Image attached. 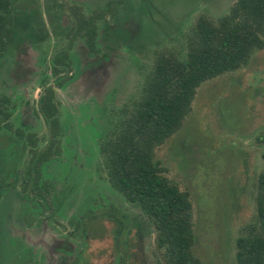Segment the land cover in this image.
Wrapping results in <instances>:
<instances>
[{
  "label": "rangeland",
  "instance_id": "1",
  "mask_svg": "<svg viewBox=\"0 0 264 264\" xmlns=\"http://www.w3.org/2000/svg\"><path fill=\"white\" fill-rule=\"evenodd\" d=\"M12 1L8 39L13 49L0 57V93L18 94V101L24 99L22 94L29 98L28 105L18 104L14 117L18 119L34 105L39 133L48 130L35 103L40 79L46 73L47 82H52L53 55L61 48L70 49L72 69L63 89L57 90L67 161L52 163L51 177L66 179L58 188L74 187L71 201L81 210L75 216L79 231H84L88 216L97 208L85 207L83 202L91 196L105 205L93 218L102 230L87 243L93 264H158L155 226L137 204L126 201L107 181L99 146L122 107L141 93L156 54L166 48L184 52L196 18L204 14L217 20L234 0L87 1L85 9L91 14L107 8L106 18L98 20L99 50L94 54H89L84 37L70 39L56 29L62 6L58 0ZM67 15L63 21L72 24L73 17ZM110 23L119 26L108 28ZM15 44L19 46L14 48ZM156 155L167 176L190 193L195 252L202 264H233L240 229L256 216L257 176L264 170V49L255 51L246 66L203 82L182 127ZM69 205L70 201L64 203L60 211L64 213ZM10 207L7 200L0 203V264H39L37 251L19 233L24 227L19 213L14 214L11 229L7 227ZM121 222L124 233L118 244L116 230ZM44 223L27 231L31 243L56 242L53 222L45 219ZM71 243L80 249L83 241L71 239Z\"/></svg>",
  "mask_w": 264,
  "mask_h": 264
},
{
  "label": "trees",
  "instance_id": "2",
  "mask_svg": "<svg viewBox=\"0 0 264 264\" xmlns=\"http://www.w3.org/2000/svg\"><path fill=\"white\" fill-rule=\"evenodd\" d=\"M11 6L12 0H0V57L9 46ZM100 19H105L104 10L90 16L77 14L73 28L85 37L92 52L99 50ZM262 49L264 0H234L217 20L199 15L186 36L184 52L166 48L156 54L141 93L122 107L101 144L111 184L139 205L155 226L158 264H202V260L195 252L190 193L167 176L156 150L182 127L203 82L246 66L253 53ZM67 57L65 50L53 59L56 75L70 68ZM39 102L42 113L56 125L58 107L52 86L45 87ZM255 201V218L241 227L235 240L233 264H264V170L257 176Z\"/></svg>",
  "mask_w": 264,
  "mask_h": 264
},
{
  "label": "flooded vegetation",
  "instance_id": "3",
  "mask_svg": "<svg viewBox=\"0 0 264 264\" xmlns=\"http://www.w3.org/2000/svg\"><path fill=\"white\" fill-rule=\"evenodd\" d=\"M58 1V5L61 4L62 6L58 18L59 25H55V27H57L56 29H58L59 31H63L66 35L69 36L70 39H73L77 36H82L80 34H76L74 31L76 16L77 14L81 13L83 16L91 15V12L85 9V6L88 5V2H90V0H80V2L76 0L74 1V3L71 2V4L69 3V0ZM99 6L102 5L99 3ZM11 9H13V1ZM102 10L106 11L107 8H99V10H97L96 12ZM67 14L70 15L69 17H73L71 19L73 20L72 24H68L63 21L64 16ZM11 19L13 22L12 12ZM100 20L102 21L104 19ZM98 25H100L99 22ZM111 25H118V23H110V27ZM9 35L10 34L8 32V38ZM10 43L11 42L9 41V52L13 49ZM15 45L16 46H14V48H17L19 46L18 44ZM65 50H68V57L66 58V60L70 61V68L64 69L56 75L52 68L53 66H51V68L49 69V73L54 75L55 78L52 82L49 83L47 82L48 75L46 73L42 75L40 79L42 87L40 86L41 89H39L37 98L35 100V103L38 106V110L41 113V116L44 118V122L48 125L47 131L41 133L37 132L38 130L35 128V118H37L38 116H36L37 112H35L34 105L31 106L27 111L25 110V114H22L20 117H18V119L17 117H14V114L17 111L16 108L18 107V104L21 106L23 102H25L26 105L30 103L28 97L22 94L20 97H23L24 99H20L18 101V94H14V96L12 97L0 93V99L2 101L0 105V203L7 200L9 201L11 206L8 213L9 215L7 216V227L10 228V224L14 223V214L19 213L21 215L19 216V218H21L24 222V225H22L24 227L20 229L19 233L22 238L26 242H28L30 247L37 251L36 258H38L39 264H93L92 254L88 248L89 245L87 243L90 237H93V235L94 237L97 236L102 230L101 224L95 225L97 222L93 218L96 217L98 211L104 209L105 205L98 202L91 196L88 198V200L83 202L85 204V207L94 205L97 208L93 216H88L84 231H79L81 226L76 221L75 216L76 213L81 210H78L76 208V205H74L71 201V194H75L74 187H72L70 184H67L64 185L62 189L58 188L60 182H65L66 179L63 177L60 179L61 181H55L52 180L51 177L52 163L67 161V158L64 156V149L66 148L64 136L66 130L63 129V125L60 119V103L57 97V90L63 89L64 83L67 80V73H70L72 69L69 47H64L60 50H57L51 59V63L53 65V59ZM92 53L94 54L97 52H92L89 47V54ZM19 82L23 85L25 83L22 82L21 77ZM58 82H60L61 84H59ZM46 86H52L55 91L56 103L58 107V112L54 116L58 121L56 125L52 123V118L43 114L40 109L39 99L40 96L44 93ZM24 89L26 90V88ZM1 108L3 109L2 111L4 112V114L1 113ZM5 112L7 113V115L5 114ZM101 144L99 146L100 151L105 158V154L103 153ZM11 162H13V167L11 166ZM104 166L106 169L107 181L111 184L108 178L105 161ZM111 186L114 188L112 184ZM123 198L128 201L124 196ZM69 201L70 205L68 206V209L63 211L64 213H62L60 211L62 205H64V203L66 205ZM68 212L69 215H67ZM87 213H89V211ZM45 219L49 220V222H53L51 223L53 231L52 237L54 240H56V242L49 243L45 240H42L41 242H38V244L31 243V240L28 238L27 231H31L30 229L34 228L36 224H45ZM95 219L97 220V218ZM98 219L100 220L101 218ZM46 229L47 228H45V230ZM123 233L124 228L121 231V227L118 226L116 230L118 244L119 235H122ZM60 236L63 238H60ZM71 239L82 240V247H80L79 249V245H72ZM60 241H62V244ZM15 251L18 252L19 249ZM54 251H57V253H53ZM59 252L61 255L59 254ZM70 255H73L74 258L70 259ZM121 262H124L123 257H121ZM21 264H23V261H21Z\"/></svg>",
  "mask_w": 264,
  "mask_h": 264
}]
</instances>
